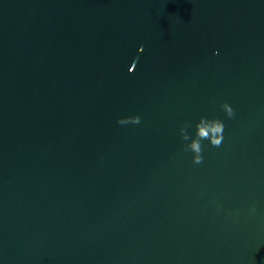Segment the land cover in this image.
Masks as SVG:
<instances>
[{"label":"water","instance_id":"1","mask_svg":"<svg viewBox=\"0 0 264 264\" xmlns=\"http://www.w3.org/2000/svg\"><path fill=\"white\" fill-rule=\"evenodd\" d=\"M0 264H264V0H0Z\"/></svg>","mask_w":264,"mask_h":264},{"label":"clouds","instance_id":"2","mask_svg":"<svg viewBox=\"0 0 264 264\" xmlns=\"http://www.w3.org/2000/svg\"><path fill=\"white\" fill-rule=\"evenodd\" d=\"M221 108L229 118H232L235 115L234 109L227 102L221 104ZM117 123L120 125H126L129 123L139 124L140 117L130 116L120 118L117 120ZM188 127H190V125L185 124V126L180 129L182 139L185 141L190 139L187 132ZM195 127V138H191L190 143L185 146V150L193 153L192 159L194 164H201L203 162L201 142L203 140H208L212 146L219 147L223 141L224 124L219 119L201 117Z\"/></svg>","mask_w":264,"mask_h":264}]
</instances>
